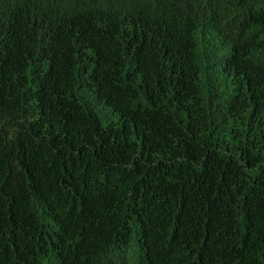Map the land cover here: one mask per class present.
I'll use <instances>...</instances> for the list:
<instances>
[{"label": "trees", "instance_id": "16d2710c", "mask_svg": "<svg viewBox=\"0 0 264 264\" xmlns=\"http://www.w3.org/2000/svg\"><path fill=\"white\" fill-rule=\"evenodd\" d=\"M0 264H264V0H0Z\"/></svg>", "mask_w": 264, "mask_h": 264}]
</instances>
